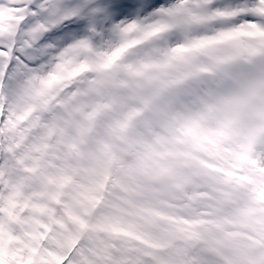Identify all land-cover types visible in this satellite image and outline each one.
Returning a JSON list of instances; mask_svg holds the SVG:
<instances>
[{"label": "snow or ice", "instance_id": "1", "mask_svg": "<svg viewBox=\"0 0 264 264\" xmlns=\"http://www.w3.org/2000/svg\"><path fill=\"white\" fill-rule=\"evenodd\" d=\"M0 264H264V0H0Z\"/></svg>", "mask_w": 264, "mask_h": 264}]
</instances>
